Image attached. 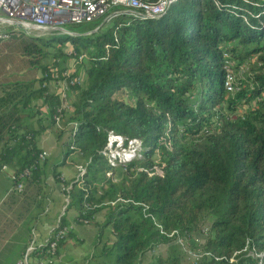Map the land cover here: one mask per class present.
Wrapping results in <instances>:
<instances>
[{
	"label": "trees",
	"instance_id": "trees-1",
	"mask_svg": "<svg viewBox=\"0 0 264 264\" xmlns=\"http://www.w3.org/2000/svg\"><path fill=\"white\" fill-rule=\"evenodd\" d=\"M68 30L0 28V172L36 212L45 194L55 203L53 184L68 200L53 264L79 241L72 225L95 236L69 264H183L198 237L193 264H264V0H175L159 20ZM111 132L139 140L142 157L112 166Z\"/></svg>",
	"mask_w": 264,
	"mask_h": 264
},
{
	"label": "built area",
	"instance_id": "built-area-1",
	"mask_svg": "<svg viewBox=\"0 0 264 264\" xmlns=\"http://www.w3.org/2000/svg\"><path fill=\"white\" fill-rule=\"evenodd\" d=\"M175 0H0V23L13 26L25 36L38 34L72 35L69 25L88 24L96 19L107 20L115 15L130 14L140 19L159 20L164 18ZM84 58L81 57L78 64ZM232 65V64H230ZM75 66L66 74L71 76ZM236 77L229 70L225 87L228 92L235 89ZM72 82L71 84H74ZM62 107L68 106L65 87H61ZM123 149L124 158L117 152L108 159L112 166L142 157V143L137 139L127 140L121 135L109 134L104 155L109 149ZM84 173V171H82ZM66 203L68 200L66 199ZM66 207L63 212L65 214ZM63 214V215H64ZM68 229L52 230L45 240L33 239L22 258L16 264H53L60 241Z\"/></svg>",
	"mask_w": 264,
	"mask_h": 264
},
{
	"label": "crops",
	"instance_id": "crops-1",
	"mask_svg": "<svg viewBox=\"0 0 264 264\" xmlns=\"http://www.w3.org/2000/svg\"><path fill=\"white\" fill-rule=\"evenodd\" d=\"M55 145V139L51 134L42 137L41 147L47 154L53 151ZM64 174L68 179L74 177V171L70 167H67ZM11 175V171L7 169L0 172V264H16L30 244H28L30 234L33 239L47 238L54 229V224L58 222L60 214H64L61 213L63 199L59 193V187L55 186L52 181H49V185H54H52L53 201L60 206L56 205L59 209L56 210L57 212L55 211L54 219L47 222L46 215L52 213L53 206L49 201V194H45L49 202L46 208L44 207L42 210L39 208V212H36L35 206L29 202L27 195H20L13 191ZM36 214L37 218L34 217ZM73 216H69V219H72ZM72 227L75 229L77 226L72 225ZM64 258V255L61 256L60 262H64Z\"/></svg>",
	"mask_w": 264,
	"mask_h": 264
},
{
	"label": "rangeland",
	"instance_id": "rangeland-1",
	"mask_svg": "<svg viewBox=\"0 0 264 264\" xmlns=\"http://www.w3.org/2000/svg\"><path fill=\"white\" fill-rule=\"evenodd\" d=\"M0 16H1V11H0ZM3 26H7V25L0 23V28H3ZM7 29L8 30H16V28L13 26H7ZM41 35H45V34H41ZM242 67L243 68L240 69L238 74H237L238 78L240 76L241 77L244 76L245 74H247V72H249L248 66L244 65ZM237 76H236V78H237ZM113 152H117L121 159L124 158V157H122L123 156L122 154L124 153L122 148L116 149V150H113L111 148V149H109V151H107L105 153V156L108 159L109 158L112 159V153ZM62 199H63V201H61V205L62 204L63 205L61 207V213H64L63 209H64L65 204H66V203L64 204V202H65L64 196H62ZM52 205H53L52 206V213L46 215V221L47 222H51L54 219L55 211L57 209H59V208H57V206L59 205L58 203H56V204L52 203ZM67 215H68V217L73 216V213L69 212ZM75 230L77 232V238L79 239V241L71 240L70 246L62 252V254L65 257L64 258L65 264H69V262L81 260L82 258H88V256L93 253L94 236H95L94 231L91 228H82V227H78V226L75 228ZM42 240H45V239L43 238ZM196 240L198 241V243L203 242L202 238L198 237V239L194 238V240H191L190 242L185 243L184 251H186L185 253L187 256H186V262H184L183 264H193V260L199 257L198 250H200V248H196L194 245V242H193ZM148 260H150V258H147L146 261H148Z\"/></svg>",
	"mask_w": 264,
	"mask_h": 264
},
{
	"label": "water",
	"instance_id": "water-1",
	"mask_svg": "<svg viewBox=\"0 0 264 264\" xmlns=\"http://www.w3.org/2000/svg\"><path fill=\"white\" fill-rule=\"evenodd\" d=\"M95 31H97V30H95ZM72 35H74V34H72Z\"/></svg>",
	"mask_w": 264,
	"mask_h": 264
}]
</instances>
